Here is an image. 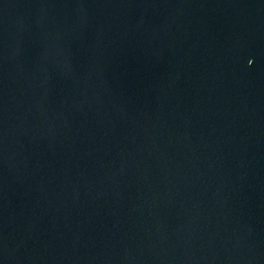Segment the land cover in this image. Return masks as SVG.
Returning <instances> with one entry per match:
<instances>
[{"label":"water","instance_id":"obj_1","mask_svg":"<svg viewBox=\"0 0 264 264\" xmlns=\"http://www.w3.org/2000/svg\"><path fill=\"white\" fill-rule=\"evenodd\" d=\"M0 264H264V0H0Z\"/></svg>","mask_w":264,"mask_h":264}]
</instances>
